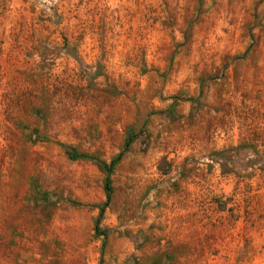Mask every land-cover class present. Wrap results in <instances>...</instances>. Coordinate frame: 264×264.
<instances>
[{"label": "rangeland", "instance_id": "obj_1", "mask_svg": "<svg viewBox=\"0 0 264 264\" xmlns=\"http://www.w3.org/2000/svg\"><path fill=\"white\" fill-rule=\"evenodd\" d=\"M0 264H264V0H0Z\"/></svg>", "mask_w": 264, "mask_h": 264}, {"label": "trees", "instance_id": "obj_2", "mask_svg": "<svg viewBox=\"0 0 264 264\" xmlns=\"http://www.w3.org/2000/svg\"><path fill=\"white\" fill-rule=\"evenodd\" d=\"M130 143H131V139H128L124 143L123 150L120 153H118V155H116V157L110 162L109 167H108V170L110 172H111V169L120 161V159L122 158L124 152L129 147ZM68 155H69L70 158H74L75 157V156H73L71 154H68ZM104 189H105V196H106V200H105L104 206H106L107 203H109V200H110L109 178H106V180H105ZM102 211L103 210H101L100 213H99V215H98V218H97V221H96V226H95V231L98 230L99 221H100L101 216H102Z\"/></svg>", "mask_w": 264, "mask_h": 264}]
</instances>
